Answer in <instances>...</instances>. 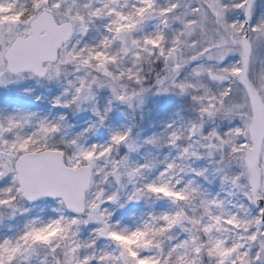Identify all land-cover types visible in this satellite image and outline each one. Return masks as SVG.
Returning <instances> with one entry per match:
<instances>
[{
  "label": "snow or ice",
  "instance_id": "6c2138e0",
  "mask_svg": "<svg viewBox=\"0 0 264 264\" xmlns=\"http://www.w3.org/2000/svg\"><path fill=\"white\" fill-rule=\"evenodd\" d=\"M20 84L0 264H264V0H0Z\"/></svg>",
  "mask_w": 264,
  "mask_h": 264
},
{
  "label": "rangeland",
  "instance_id": "374dc122",
  "mask_svg": "<svg viewBox=\"0 0 264 264\" xmlns=\"http://www.w3.org/2000/svg\"><path fill=\"white\" fill-rule=\"evenodd\" d=\"M29 85L20 84L12 85L7 89L0 88V105H9L12 107H32L34 109H47L48 105L46 102L36 101L32 96H22L19 95L22 89L28 87ZM44 92L42 88H36V93L41 94ZM149 117L148 119H151Z\"/></svg>",
  "mask_w": 264,
  "mask_h": 264
}]
</instances>
